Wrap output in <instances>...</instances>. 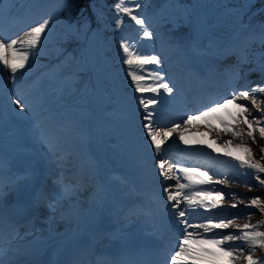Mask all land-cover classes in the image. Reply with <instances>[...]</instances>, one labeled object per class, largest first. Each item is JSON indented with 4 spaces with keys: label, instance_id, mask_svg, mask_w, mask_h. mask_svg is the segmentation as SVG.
<instances>
[{
    "label": "rangeland",
    "instance_id": "rangeland-1",
    "mask_svg": "<svg viewBox=\"0 0 264 264\" xmlns=\"http://www.w3.org/2000/svg\"><path fill=\"white\" fill-rule=\"evenodd\" d=\"M7 0H0V4L6 3ZM31 2L28 4L29 8H33V6L30 5ZM206 7V6H204ZM0 13H3L1 11L0 7ZM163 14V13H162ZM36 13L33 12L32 15H25L22 19L23 26H16L14 19L12 18L8 24H5V22L0 24V38H4L5 42H7L10 39H17L22 38L24 34L33 26H35L34 18ZM230 27L229 19L227 18H219L217 21H214L209 25V32H210V39L207 42V49H210V51L213 53V49L215 46L218 47L220 43L223 41V36L226 32H228ZM160 45V44H158ZM19 47V44L17 45ZM221 47V46H219ZM156 51H158L160 57L163 59V71L160 74L164 82L169 83L171 87H173L174 90H176L177 83L175 82L174 78L179 76L178 86H184L183 88H187L186 95H189L190 92H194L196 90V83H184L185 79L188 78V74L186 71H181L177 67H174V63L181 64L182 58L180 56L172 57L170 54L171 52L166 49L165 47L158 46L156 48ZM173 51V49H172ZM204 52V49H199L197 52L194 53L193 58L191 62L194 64L195 68L193 70L201 71L204 73L203 69L207 68L208 65L211 66L210 62L206 59L205 55L202 53ZM241 53L244 57L250 58L254 60L255 62L261 63V65H255L257 66L255 70H259L261 72H257V77L252 79L249 84L254 83V87H264V42L257 43L254 46H244L241 49ZM89 58L92 63V65L95 67V71L98 77V89L97 94L95 96V99L93 101L92 110L94 112V119L93 123L91 124V127H87V122L83 124V126L80 128V130L77 131V139L84 138L85 142L84 145H87V137L88 134L92 135V144L95 146V156L90 155V161L95 162V167L92 168L93 174L98 175L97 171V162L98 158L100 160H103L106 162L103 168V174L106 175V180L108 186L105 188V191H111L112 185L116 186L118 188V192H112V196L118 195L122 196L124 195V198L126 199V204L124 205V199L122 200L121 204L119 205L120 208H125L127 203L132 204V197L136 195V191L140 193H145L146 195L140 196L142 200L147 198V201H144V204L149 205V203H152L156 210L161 211L160 219L162 222H165V212L168 210L167 207L170 205H174L175 201H168L167 200V194L168 192L165 191L166 189L168 191H175L176 187H171L173 184L174 186H177V180L176 177H181L180 183H187L186 180L183 179L184 174L179 172L178 169L175 167V165H179L180 167L184 168H192L197 169V175H202L206 173V175H203L204 179L211 178L213 181V189L210 192L212 194V199L220 200V207L216 208H209L206 209L208 212H211L214 214L212 217H224L225 222L227 220H232L233 224L229 225L226 229H215L212 231V234H216L221 237V234L227 235V234H237L235 228V225L237 224L236 218H231V214L235 211H239L241 207H244L243 205L250 203L251 198L254 196L255 187L252 182H250L247 179L243 178V169L239 166L232 163L231 160L221 161L220 159L211 157L201 153L200 151L193 149V151H190L188 148L183 146L185 143L179 139V131L174 132L171 137H169L167 140L171 139L174 143H176L179 139V146H181L180 149H177V154L179 156V159H176L175 161H164L166 164L164 166L165 173L168 174V176L172 177L170 179H161L158 177L157 169H159V175L163 176L161 174L160 170V161H162V156L165 152V150H161L158 155L156 154H150L148 151V145L145 143L140 136V133L138 129L144 130L148 134V128L146 125L149 124V121H147L146 116H148V113L151 112V126L154 129H157L153 124L157 119L160 117H177L179 119H187V116H183L180 114L181 107L183 104L179 105V113L168 116V114L164 113L163 111H160L159 114L154 110H151L148 108V110H145L144 106L141 104L139 107V110L135 113L132 112L133 108L130 106V103L124 96L120 93L117 86L115 87L114 84H111V81H114L115 78V70L110 63L108 57L104 54V52L101 50V47L98 43V37L96 35H93L90 38V44H89ZM232 60H237L235 57L231 58ZM203 60V62L201 61ZM201 61V62H200ZM44 71L46 72V76L49 78L58 76L55 73V69L48 64L45 66ZM181 68H186L183 64L180 65ZM249 67V66H247ZM252 67V66H251ZM6 69L3 66H0L1 69ZM209 68V69H208ZM207 71L208 74H213V68L208 67ZM224 68H218V70H221ZM33 68L30 66L27 69L19 70L18 73L13 74L11 73L10 69H7L5 71V74L3 72H0V127L2 129L1 132L4 131L5 126H7L9 129H12L13 127L17 130V132L13 133L14 135V141L18 143L19 150H22L23 153L20 154V159L17 160V156L15 155L13 160L16 162L17 165L21 164L20 160H25V163L27 165H31L28 159L35 158V151L34 148L32 151L30 149L32 139L27 135V132L25 128L23 127L22 117L26 115V118H28L31 114H37L39 113L40 109H38L41 106V100L39 98V89H37L34 85V82L31 81V79L26 81V85L23 84V80H21L22 76L25 74L28 75L32 73ZM231 67L226 69V74H230ZM195 75V73H194ZM245 77V74L243 75H228L223 79L224 86L221 87L219 85L217 86L218 90L224 89L227 90L230 86H234L232 82H238L241 81ZM216 77H214L213 80H215ZM20 81L19 83L16 82ZM235 80V81H233ZM30 82V83H29ZM206 81L201 80V86L197 89L200 90V93L202 91V87H206ZM191 84V88H190ZM28 85L30 87H28ZM30 89L31 92H29L27 89ZM252 88V89H253ZM19 89H25L23 93V97L26 98L27 103L23 104V107H20L15 103V100H19L21 102L20 95L17 94ZM46 92L51 91V87H46ZM173 90V91H174ZM80 91L77 88H69L67 90L68 96L72 97H81ZM232 90L230 89V92ZM240 91H249L251 93V89H246L245 87L238 88V90L233 92H240ZM160 94L164 95L168 102H156L153 107L158 108L163 103H174L176 98H173L175 93H167L163 89H161ZM171 95L170 97H167L166 94ZM42 95V91L40 92ZM232 94V92H231ZM159 95L157 93L148 95L150 98H155L156 101H158L157 96ZM178 95V94H177ZM147 96V98H148ZM231 95L221 96L219 101L222 102L223 99H230ZM172 100V101H171ZM257 100H264V94H257ZM218 101V100H216ZM238 102H244L243 100ZM143 106V108H142ZM152 106V105H150ZM206 106H210V104L205 105L204 107L200 108L203 110ZM228 109L232 112H237V109L235 107V104H229ZM264 107V105H262ZM183 113H185V109L182 110ZM198 112V111H197ZM196 112V114H197ZM250 113L249 119L252 117H260L261 113H258L255 108L250 107ZM221 114H225L224 110H221ZM21 117V119H19ZM136 118H143L144 122H146V125H142V121H137ZM213 124L217 125L219 127V121L213 120ZM95 125V126H94ZM138 128H136L135 127ZM184 129L185 137L191 141L197 142L201 138L204 140L210 139V141L216 142L217 144L220 143V145H224L222 143L232 140V141H238L240 144H249L250 147L252 146L254 158H260L261 163H264V155L261 151V146L264 145V139L259 138V134L256 133L257 136V143H253L252 139L250 137H247V135L241 137H234L231 133H224V132H209L206 123L203 120H195L193 121L192 126L183 125L181 124ZM52 125L45 126L43 128L44 132L45 130H50ZM97 127V132L94 130ZM165 129H171L173 126H163ZM239 128L244 129L245 133L247 132V126L244 124L238 125ZM162 128V127H161ZM160 127L158 129H161ZM163 130V128L161 129ZM43 132V134H44ZM66 134H61V138L59 140H64L62 137ZM37 138H40L39 140H35L33 146L37 147L41 144L43 141V135L39 137V133L37 131L36 134ZM53 137V136H52ZM56 138H51L50 144L52 145ZM111 140V143H110ZM243 140V141H242ZM105 141V145L102 146L101 142ZM193 142V143H194ZM192 144V143H191ZM190 145V144H185ZM6 147L10 149V144L6 143L3 138H0V147L3 148ZM86 147V146H84ZM173 147V146H172ZM39 149V148H37ZM165 149H171V145H168L165 147ZM12 152V151H11ZM85 153H88V151H84ZM13 153V152H12ZM146 153V154H145ZM0 154L3 155V152H0ZM74 155H81L76 154L73 152ZM260 154V155H259ZM160 155V156H159ZM7 159H10L11 155L6 154L5 155ZM189 156H192L193 159H187ZM89 157V155H88ZM162 158V159H161ZM39 160V159H38ZM109 160H113V162L110 164ZM158 160V161H157ZM166 160V159H164ZM170 161V162H169ZM188 161H191L189 165H193L192 167H189L186 165ZM169 165H173L171 170H169ZM21 167V165H19ZM23 167V166H22ZM115 169V170H112ZM144 175H147L145 177ZM251 178H254V176H249ZM127 179V180H126ZM226 180V183H218L219 181ZM120 182V183H119ZM153 184L155 186V189L147 188L146 184ZM120 185H123L122 187H119ZM78 188L81 189L80 185H78ZM144 188V189H142ZM121 190L128 192L123 193L120 192ZM193 191H201L203 192L204 189L198 188L196 186H193ZM187 191V190H186ZM79 192V191H78ZM222 192L223 193V199L220 198L216 193ZM235 194V199L230 198V194ZM79 196H77L78 198ZM256 197V196H254ZM262 201H264V197H261ZM82 198V197H81ZM3 202L5 199L0 198ZM70 199V198H68ZM104 204L106 202V197H104L103 200ZM236 203L237 207L233 208L231 207L232 204ZM83 205V204H82ZM124 205V207H123ZM70 208V206H68ZM179 209H181L182 204H180ZM66 209V208H65ZM72 209V208H71ZM203 209V208H201ZM183 210L187 212V219L188 223L192 225L193 227L188 228V231L197 233V232H203L202 228L195 227L196 225H202L207 223V217L203 218L202 213H197L195 210H188L183 207ZM205 210V209H204ZM61 212V211H60ZM64 212V211H63ZM61 212V213H63ZM147 213H149V209L146 210ZM206 212V213H208ZM174 218L178 220V231L179 235H182L184 224L181 222V218L177 214V207H174ZM211 217V216H210ZM58 221V220H56ZM136 221V220H135ZM246 218L244 219V216L239 218L238 224L241 225V223L245 222ZM214 223H219V220H214ZM177 223V221H173V224ZM133 227H130L132 230V234H134V237L132 239L136 240L139 244L146 243L148 240L154 238L156 240H160V238L157 237L156 232L146 233L145 228L147 227V222L143 221V219L137 220V222L132 223ZM58 225V224H57ZM43 226V225H42ZM43 228V227H42ZM40 229V228H39ZM45 229V228H44ZM42 229H40L38 232H41ZM216 232V233H215ZM131 239V237H129ZM176 243L175 245H172L174 249L172 250L169 257H166L163 255V252L160 254V258L164 259L165 263L161 264H171L170 256L174 254V251L176 250L178 240L180 239V236L175 238ZM228 245L231 246V248L234 250V252L239 255L241 258H243V251L246 249L249 251L250 249L248 246L241 240H233L226 242ZM242 250V251H241ZM249 254V253H248ZM239 261H236V264H238Z\"/></svg>",
    "mask_w": 264,
    "mask_h": 264
},
{
    "label": "snow or ice",
    "instance_id": "snow-or-ice-1",
    "mask_svg": "<svg viewBox=\"0 0 264 264\" xmlns=\"http://www.w3.org/2000/svg\"><path fill=\"white\" fill-rule=\"evenodd\" d=\"M133 2V0H128ZM117 10L122 11L131 17L137 25H140L143 30L144 37H151L152 33L144 27L145 21L138 16L133 15L134 9L125 6V0H120L117 4ZM139 7V5H137ZM117 24L121 23L118 19ZM49 25V20L44 19L42 22L31 27L22 38L10 39L5 42L4 38H0V66L6 69H10L11 73L16 74L19 70L25 69L30 60V56L37 49L41 43L42 36ZM19 44V47L17 45ZM123 52L127 56L123 62L128 65V75L132 78V81L136 85V91L144 93H158L163 89L167 93L173 92V87L169 83L164 82L163 77L159 72L147 73V78L141 75L140 72L145 70L146 65H159L161 59L156 55H140L133 52L128 44H122ZM147 79H152L153 83H147ZM257 94H264V87H256L249 91H240L238 93L233 92L230 99H223L221 101H213L210 106H206L203 110L197 112L196 115H188L187 119L183 121V125L192 126L193 121L203 120L209 132H224L231 133L234 137H243L247 135L253 141L257 143L256 133L259 134V138L264 139V100H257ZM243 100L244 102H238ZM155 98H149L147 100L141 99L140 103L144 106L145 110H148L150 105L156 103ZM15 103L20 107H23L19 100H15ZM229 104H235L237 112H232L228 109ZM250 107L255 108L261 116L252 117L249 119ZM221 110H224L225 114H221ZM151 112L148 113L146 119L149 124L148 137L151 140L152 145L155 147L156 152L162 150V145L165 141L173 135L174 132L179 131V139L185 144H191V141L185 137L184 129L181 124H175L171 129H154L151 126ZM213 120L219 121V127L212 123ZM244 124L247 126V132L244 129L239 128L238 125ZM232 141H226L224 143V149H218V151H224L225 155L232 160L237 161L238 165L242 169L251 170L254 178L264 186V179H261L260 174H264V163L256 160L252 149L247 144H236L234 147L239 149L243 154H237L233 151H226ZM261 151L264 153V145L261 146ZM264 158V157H262ZM161 174L165 175V178L170 179L164 171L165 162L160 161ZM173 165H169V170ZM179 172L183 173V179L187 183H180L181 177L177 176V186L175 191L168 192L167 200L175 201L173 207H177V214L181 218V222L184 224V229L181 238L178 240V244L174 254L170 256L171 264H236V261L241 257L237 255L230 245L226 242L233 240L243 241L250 252L244 256L243 259L246 264H260L259 258H254L251 254V250L256 248H264V231H259L260 227L264 226V220L258 221L256 224H245L243 226L235 225L238 228L239 234H221L220 238H205L204 234L212 231L213 229H226L229 225L233 224L232 220L225 222L224 217H207V223L202 225H196L197 228H202L203 232H191L188 228L193 227L188 223L187 212L180 210L179 205L184 202L185 208L188 210L195 209H209L220 207V200L212 199L211 193H205L201 191H193V186H200L211 184L213 181L211 178L204 179L203 175H197V169L184 168L179 165H175ZM218 183H226V180L219 181ZM187 190V191H186ZM218 196L223 199V193L217 192ZM230 198L235 199V194H230ZM264 201L259 196L251 198L250 204L246 207H255L262 213H264V207L261 205ZM231 207H237L234 203ZM214 220H219V223H214ZM215 236V234H214ZM242 251V250H241ZM0 264H3L0 261Z\"/></svg>",
    "mask_w": 264,
    "mask_h": 264
},
{
    "label": "trees",
    "instance_id": "trees-1",
    "mask_svg": "<svg viewBox=\"0 0 264 264\" xmlns=\"http://www.w3.org/2000/svg\"><path fill=\"white\" fill-rule=\"evenodd\" d=\"M53 1V0H51ZM58 12L54 13V18L56 20L58 32L55 35V41L53 43L52 51H63L68 50H78L79 42L74 37L73 40H68V37L62 38L60 32L69 31L66 29L68 24L77 23L81 24L83 20L88 23L98 22L101 24L102 29L106 32V35H111V37L118 43L126 40V36L132 35V33L137 32L139 29L136 28L133 32H127L125 30L129 29L131 26L137 25L131 17L122 11L117 10V4L120 0H55ZM162 0H151L150 7L146 8L147 11L153 10L156 6L160 4ZM198 2L199 0H178V6L175 10L177 28L182 30L181 35L195 37L197 33L200 32V20L196 17L198 13ZM139 5V7H137ZM189 5V7L187 6ZM125 6L134 9L133 15L141 18L140 14V4L138 0H133V2H128L125 0ZM216 6V5H215ZM233 6L241 11H230L233 17L234 23L231 29L232 36L236 34L238 30L239 23H247L249 28H254L256 25H264V0H224L220 5L216 6L221 10L228 11V7ZM102 12V13H101ZM184 13V16L180 18L178 14ZM224 14V13H223ZM212 16L214 13L211 14ZM121 23L117 24V20ZM169 24V23H168ZM234 33V34H233ZM229 35V39H231ZM78 38V37H77ZM232 42V39L230 40ZM261 179H264V174H260ZM256 186L258 187L255 196L264 197V186H262L255 179ZM264 207V204L261 205ZM244 219L246 221L241 223L240 226L245 224H256L258 221L264 220V213L259 211L257 208L250 210L248 207L244 208ZM259 231H264V226L257 229ZM258 251H264V248H259ZM258 256H254L257 258ZM264 261V260H263Z\"/></svg>",
    "mask_w": 264,
    "mask_h": 264
},
{
    "label": "bare ground",
    "instance_id": "bare-ground-1",
    "mask_svg": "<svg viewBox=\"0 0 264 264\" xmlns=\"http://www.w3.org/2000/svg\"><path fill=\"white\" fill-rule=\"evenodd\" d=\"M248 74H250V77H249V79H254V77L256 78L257 77V71H253V70H250L249 72H248ZM250 80V81H251ZM253 81V80H252ZM245 86L246 88H248V89H252L253 87H254V83H251L250 85L249 84H247V80L245 79V80H243L242 82H241V84L239 85V86ZM156 128L157 127H159V125H156L155 126ZM158 129V128H157ZM162 129V128H161ZM53 138V137H52ZM37 151H39V150H41L40 148L39 149H36ZM71 150L69 149V147H67V149H65V150H63L61 153H57V154H55L54 155V157H52V156H46L44 153L41 155V158H39V162L41 163V164H43L42 165V167H44V168H47V167H53L54 166V162H58V159H59V157H63V156H65V155H67V152H68V154H69V152H70ZM16 156H17V160L18 159H20V154L19 153H16L15 154ZM63 155V156H62ZM88 153H85L84 152V154H81V155H74L73 153L72 154H69V156H70V159L69 160H66L65 159V165L66 166H69V167H71L72 166V163H71V160H73L74 161V163H76L77 165H81L83 162H85L86 161V159H88ZM57 157V158H56ZM170 162V161H169ZM16 163V162H15ZM20 163L21 164H19V165H21V167L19 166V165H17L18 167H17V169H11L10 171H9V175L10 174H14V175H17V176H22V175H26L27 173H29L28 171H30L31 170V168H32V165H27L26 163H25V160L23 159V160H20ZM60 163V162H59ZM62 164V163H61ZM23 166V167H22ZM84 167V166H83ZM82 167V170H79L78 171V173L79 174H82L83 172V168ZM169 167V166H168ZM72 168H74V167H72ZM85 170V169H84ZM166 172V171H165ZM2 175H3V173L1 174V177H2ZM168 175V174H167ZM90 178H91V181L89 182V181H87L86 180V184L84 185V190L82 191V190H78L79 192H77L80 196H82V199L83 200H85L86 199V197L88 196V194L91 192V188L93 187V184L95 183V180L94 179H92V177L91 176H89ZM44 181H45V179L43 178V179H41L40 181H36V183H35V185H39V188L40 189H42L43 188V185H44ZM10 185V183L8 182L7 183V186H9ZM5 186V185H4ZM1 190H2V188H0V192H1ZM3 191V190H2ZM53 191H55L56 193L57 192H59L60 193V195H62L63 194V197H62V199H61V201H60V205L61 206H63L64 208H66V209H68L69 207L68 206H71V203H70V201H71V198L70 199H68V200H64L65 199V195H66V193H68V192H64V191H59L58 189H56V188H53ZM112 191V190H111ZM26 193H28V189L27 188H22V185H20V184H18V187L13 191V190H11L10 191V189H8V194H9V196H10V194L12 195V199L10 198V200H8V198H6V202H3V204L1 203L0 204V207H5V212H3V210H0V223H4V224H7V225H10V224H13L11 221H9V219H10V217L11 216H14V215H16L17 213H18V210H19V212H20V206L19 207H16V201H15V198H17L18 196H20V200H22L23 199V196H25L26 195ZM29 194V193H28ZM59 195V196H60ZM8 196V197H9ZM31 197V196H30ZM30 197H26L27 199H29V201H30ZM60 206V207H61ZM77 207L75 206V201H73V205H72V209H70V210H68L67 212L66 211H64L63 213H61V212H59V213H61L60 215H62V216H67V217H73L74 219L75 218H78V219H80L81 217H80V214L79 213H81V212H79L81 209H76ZM11 210V215H9L8 213H6V212H8L7 210ZM68 213V214H67ZM52 214L53 215H57L58 214V210H54V211H52ZM83 216H87V217H89V215H87V214H83ZM50 222H52L51 220H50ZM102 222H100V224H101ZM45 225L46 224H50V223H48V222H45L44 223ZM57 224H59V221H54V225H52V224H50V226L52 227H54V226H56ZM75 227H77V230L79 229V230H81V229H83V228H85V224L84 223H81V224H79V223H75ZM64 232L67 234V232H68V229H65L64 230ZM80 232H82V233H84V232H89V231H86V230H81V231H78L77 233H76V235L77 234H81V235H79L78 237H76L77 239L78 238H83V235H82V233H80ZM92 234L93 235H96L97 233H98V231H97V229H95V228H93L92 229ZM75 235V236H76ZM72 235H65L62 239H61V242H57L56 240H58V239H56V240H52V239H49L47 242H42V244H40V243H38V242H36V243H34L33 244V242L30 240V243L32 244V245H29L28 246V248H26L28 251H30V252H36V251H41V253H45V255H44V257L43 258H41L39 261H38V263H36V264H59V262H62V261H64L65 260V257L66 256H68L69 254H71V252H72V248L70 247V245H71V241H70V237H71ZM92 236V235H91ZM77 239H76V241H77ZM84 239H87L86 237H84ZM135 243V242H134ZM76 244V243H75ZM9 246H11L10 247V249H8V250H12V251H14V249L17 247L16 245H9ZM8 247V246H7ZM46 247H49V249L48 250H46ZM6 260H9L8 258H6ZM68 264V263H67Z\"/></svg>",
    "mask_w": 264,
    "mask_h": 264
}]
</instances>
